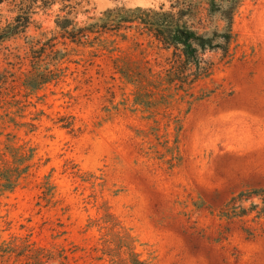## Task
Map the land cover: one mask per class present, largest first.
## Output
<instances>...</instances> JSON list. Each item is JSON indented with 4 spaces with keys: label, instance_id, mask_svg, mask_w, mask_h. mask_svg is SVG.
<instances>
[{
    "label": "rangeland",
    "instance_id": "rangeland-1",
    "mask_svg": "<svg viewBox=\"0 0 264 264\" xmlns=\"http://www.w3.org/2000/svg\"><path fill=\"white\" fill-rule=\"evenodd\" d=\"M20 1L0 3V152L30 168L0 192V264H264V0L180 88L174 49L123 20L178 0ZM205 9L200 34L223 25Z\"/></svg>",
    "mask_w": 264,
    "mask_h": 264
},
{
    "label": "trees",
    "instance_id": "trees-1",
    "mask_svg": "<svg viewBox=\"0 0 264 264\" xmlns=\"http://www.w3.org/2000/svg\"><path fill=\"white\" fill-rule=\"evenodd\" d=\"M5 0H0L3 3ZM38 0H21L20 6L30 11ZM206 5V22L209 25L213 19H217L223 25H215L212 32L199 33V29L191 26L188 19L195 16V8L198 0H178L176 5L172 7L178 11L172 10L160 11L143 10L137 8L134 11L129 10L130 16L123 20L138 19L139 23L159 41L166 50L174 49L175 59L169 63L170 69H166L168 78L179 82V88L183 85H190L201 78L206 77V61L202 57L207 50L222 51L227 53L228 47L233 39L232 28L235 17L247 0H203ZM45 5H51L50 2L44 1ZM35 7V6H34ZM105 16L112 14V10L106 11ZM29 20V18H26ZM69 19L58 21L57 25L65 30L69 27ZM207 26V25H206ZM16 28L11 33L16 32ZM7 33L1 34L0 39L4 38ZM10 34V33H9ZM203 53V54H202ZM191 71V73H188ZM148 81V78H146ZM45 81H43L44 83ZM136 96V103H144V99L152 98L154 93L149 90V85L142 87ZM146 89V91L144 90ZM163 98V97H162ZM179 120L176 121L178 123ZM8 153L11 155L12 161L5 159V154L0 152V192L13 191L24 176L28 173L30 166H27L28 159L26 153L21 148L14 146L7 147ZM260 198L264 197V189L256 190L254 193ZM264 213V209L261 211ZM115 260V259H113ZM114 264H151L142 261L136 254H130L128 259H120L114 261Z\"/></svg>",
    "mask_w": 264,
    "mask_h": 264
}]
</instances>
